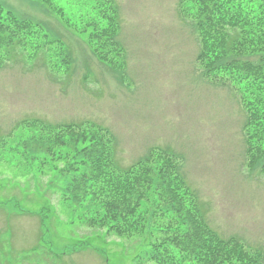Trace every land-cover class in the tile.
<instances>
[{
	"label": "rangeland",
	"instance_id": "374dc122",
	"mask_svg": "<svg viewBox=\"0 0 264 264\" xmlns=\"http://www.w3.org/2000/svg\"><path fill=\"white\" fill-rule=\"evenodd\" d=\"M101 1L52 0L62 19L38 0H0L39 33L38 41L15 46L0 65V264H156L150 227L128 235L108 231L92 201L67 199L69 176L48 163L56 158L50 145L29 138L41 125L91 124L114 136L121 166L151 147L173 153L208 225L260 250L264 264V173L257 164L247 166L245 111L234 87L202 74L194 19L180 15L178 0H113L126 53L123 75L99 61L81 31L91 19L87 11ZM58 42L69 67L59 66ZM156 211L152 221H175L162 211L156 218Z\"/></svg>",
	"mask_w": 264,
	"mask_h": 264
},
{
	"label": "trees",
	"instance_id": "16d2710c",
	"mask_svg": "<svg viewBox=\"0 0 264 264\" xmlns=\"http://www.w3.org/2000/svg\"><path fill=\"white\" fill-rule=\"evenodd\" d=\"M38 1L47 3L65 18L62 8L57 9L50 3L52 0ZM177 9L182 17L194 19L200 43L196 59L203 76L214 84L233 86L239 96L245 111L247 166L252 170L257 164L264 173V0H178ZM86 14L91 19L81 31L88 35L93 53L100 62L124 75L126 53L117 39V6L113 0H102L91 14ZM36 33L39 34L37 27L30 20L19 18L0 5V65L15 46L38 41ZM58 44L59 66L69 67V55L63 51L64 45ZM248 55L260 57L250 59ZM32 131L34 135L29 138L50 145L48 151L56 158H49L62 161V168H57L52 159L48 163L57 175L69 176L64 187L67 199L79 204L92 201L93 209L100 212L99 219L109 223L108 231H126L128 235V230L143 229L146 225L156 233L157 239L151 244V257L156 264L262 263L260 250H249L233 237L222 238L208 225L177 158L166 148L151 147L132 164L121 166L116 159L115 138L102 126L44 129L41 125ZM69 141L72 149L65 143ZM151 199L156 205L150 204ZM159 199L165 204L159 205ZM145 205L149 207L148 215L143 211ZM157 209L174 216L175 221L170 225L166 221H152ZM96 213L92 211V217Z\"/></svg>",
	"mask_w": 264,
	"mask_h": 264
}]
</instances>
